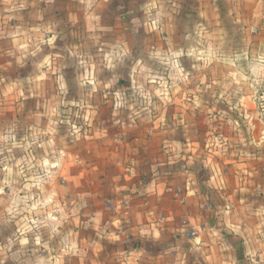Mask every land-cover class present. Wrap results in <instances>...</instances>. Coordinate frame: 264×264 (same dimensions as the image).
Instances as JSON below:
<instances>
[{"label": "clouds", "instance_id": "obj_1", "mask_svg": "<svg viewBox=\"0 0 264 264\" xmlns=\"http://www.w3.org/2000/svg\"><path fill=\"white\" fill-rule=\"evenodd\" d=\"M0 264H264V0H0Z\"/></svg>", "mask_w": 264, "mask_h": 264}]
</instances>
